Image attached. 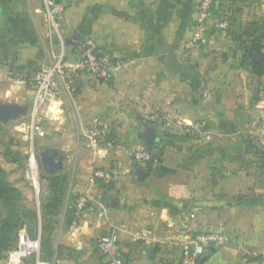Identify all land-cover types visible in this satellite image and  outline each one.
<instances>
[{"label": "crops", "instance_id": "crops-1", "mask_svg": "<svg viewBox=\"0 0 264 264\" xmlns=\"http://www.w3.org/2000/svg\"><path fill=\"white\" fill-rule=\"evenodd\" d=\"M240 3L217 0L213 14L225 10L236 18ZM195 4L70 0L59 15L62 36L91 37L111 70L106 80L80 71L75 91L64 87L45 109L41 145L67 154L64 170L43 178L37 213L51 264H106L97 241L109 225L118 228L125 264H179L182 249L202 232L229 237L207 248L202 264H251L249 251L264 264V136L257 126L264 116V78L244 63L247 43L240 37L207 35L184 47ZM261 7L246 10L241 23L233 18L232 32L264 34V0ZM56 45L43 0H0V101L30 104L33 76ZM78 52L79 43L67 47V61L74 63ZM157 110L174 112L185 124L204 121L211 138L189 135L184 126L160 129L159 162L137 164L141 122ZM14 142L9 139L6 151L19 162ZM137 166L147 171L142 179ZM98 170L113 176L107 189L95 177ZM86 191L92 199L67 223ZM105 194L116 206L102 205ZM100 210L105 219L97 217ZM9 254L2 264H34V258Z\"/></svg>", "mask_w": 264, "mask_h": 264}, {"label": "built area", "instance_id": "built-area-1", "mask_svg": "<svg viewBox=\"0 0 264 264\" xmlns=\"http://www.w3.org/2000/svg\"><path fill=\"white\" fill-rule=\"evenodd\" d=\"M217 0H198L196 15L189 37L186 39L184 47L193 48L199 42L204 40L210 29L209 19L214 12ZM44 19L49 24L50 31L57 38V52L48 51L49 59L42 63L33 76V98L29 104L28 114L15 126L18 131L25 134L28 141V150L25 165V177L33 189L37 203L40 205V198L43 194L42 185L44 179L41 177V167L39 163L35 138L42 137L45 134L44 128L40 125L42 119L46 118L45 109L59 97L62 89L65 87L70 92L76 89V79L80 71L87 72L93 77L106 80L109 77L111 66L106 55L98 49L96 43L91 37H84L79 41V52L74 63L67 61V46L64 37L59 30V15L64 11V6L54 0H43ZM227 12L223 10L219 13V22L216 23L218 29L223 30L227 27ZM146 121L156 129V133L170 131L177 126L187 127L188 131L194 135L204 134L207 139L211 138L206 130L204 121L184 123L174 112L154 111L150 113ZM258 132L264 136V116L258 121ZM152 151L148 150L144 143H141L134 151V160L137 164L145 165L152 158ZM95 177L101 179L104 183H110L113 176L109 171H95ZM92 199L90 191H86L75 201V217L84 210ZM99 219H105L104 210L97 213ZM229 237L219 232H202L197 234L190 245L185 246L179 256V264H202L201 257L206 253L205 250L210 246L227 243ZM97 246L105 259L106 264H125L119 249V232L114 225H109L97 241ZM13 256H22L34 258V264H51L44 258L41 247V236L30 239L26 229L21 228L16 238L15 249L11 254ZM251 264H262L258 259L256 251L247 253ZM0 259V264H2Z\"/></svg>", "mask_w": 264, "mask_h": 264}, {"label": "trees", "instance_id": "trees-1", "mask_svg": "<svg viewBox=\"0 0 264 264\" xmlns=\"http://www.w3.org/2000/svg\"><path fill=\"white\" fill-rule=\"evenodd\" d=\"M54 1L61 3L64 8L70 4V0ZM243 60L250 68V72L254 77L264 78V34L248 39ZM189 135H192V133L189 132ZM155 143L156 141L151 150L153 153L152 158L146 163L148 167H153L159 162V159H156L155 155ZM6 176L5 169L0 164V259L3 258V253L16 241L18 231L26 227L29 221L33 223V221L35 222L37 220V213L33 208L30 209L22 206L21 190L10 182ZM109 185V183L100 182L102 188L107 189ZM74 217L75 209L71 212L68 211L66 217L67 223H71ZM40 236L42 252H44L45 238L43 234ZM43 256L46 259L45 255Z\"/></svg>", "mask_w": 264, "mask_h": 264}, {"label": "rangeland", "instance_id": "rangeland-1", "mask_svg": "<svg viewBox=\"0 0 264 264\" xmlns=\"http://www.w3.org/2000/svg\"><path fill=\"white\" fill-rule=\"evenodd\" d=\"M197 3H198V0H196L195 10L197 8ZM216 5H217V2H216ZM261 5H262V0H241V3L238 5V8H237L236 18H235V15H231V12L227 11L226 17H227L228 25L223 30L218 29V27H216V23L219 22L220 17L212 14L208 22L209 29H210L208 33V37H214V38L240 37V39H244L245 43L248 44V39H250L251 37L257 36V35H250V34L247 35L246 32H243L239 36L240 32L234 34V32H232L231 30L230 25H231L233 18L238 20L239 23L245 21L243 17H244V13L246 12V10L248 9L251 10L252 8L254 9L259 8L262 10ZM246 16H249V14H247ZM259 35H263V32H261ZM56 52H57V48H53L52 53H56ZM22 119L23 118L16 120V121L9 122L6 125H2L0 123V164L5 169L7 179L10 182H12L16 187H18L17 184L20 186V188L19 187L18 188L22 192V201H21L22 206L25 208H30V209L33 208V210L36 213H38V209L40 205L37 203L35 193L33 189L30 187L25 177V165H26V157H27V150H28V141H26L25 139L26 133L22 131H18L15 128V126ZM43 120L44 119H42V121L40 122V125L43 124ZM42 127L45 129V126L42 125ZM10 138H13L15 141L14 142L15 145L12 146V148L20 151V156H21L20 163L10 161L9 156L7 154L8 151L6 150H7L8 142ZM42 140L43 139L41 137L35 138L36 148L39 145H41ZM21 141H22V144L19 145L18 142H21ZM9 149L11 148L9 147ZM15 245H16V241L12 243V246L8 250H6L3 253V255L9 252H13V250L15 249Z\"/></svg>", "mask_w": 264, "mask_h": 264}, {"label": "water", "instance_id": "water-1", "mask_svg": "<svg viewBox=\"0 0 264 264\" xmlns=\"http://www.w3.org/2000/svg\"><path fill=\"white\" fill-rule=\"evenodd\" d=\"M79 34L74 33L70 37H64L65 45L69 48H75L79 43ZM114 61V60H113ZM29 103H16V102H3L0 101V123L6 125L9 122L19 120L28 114ZM142 130L138 133V138L143 141L148 150L153 149L154 142L156 140V129L150 125L147 121H142ZM37 153L39 163L41 167V177L47 179L51 175H58L65 168V161L67 154L65 150L60 147L49 146L42 144L37 147ZM134 173L138 179H142L147 175V171L137 166ZM117 201L111 199L109 194H105L102 197V205L104 207L116 206ZM40 228L39 222L29 221L27 223L26 232L30 239H35L38 235ZM153 249H150L148 254L152 255Z\"/></svg>", "mask_w": 264, "mask_h": 264}, {"label": "bare ground", "instance_id": "bare-ground-1", "mask_svg": "<svg viewBox=\"0 0 264 264\" xmlns=\"http://www.w3.org/2000/svg\"><path fill=\"white\" fill-rule=\"evenodd\" d=\"M51 109H53V108H51Z\"/></svg>", "mask_w": 264, "mask_h": 264}]
</instances>
